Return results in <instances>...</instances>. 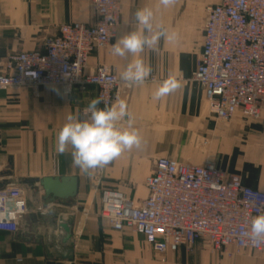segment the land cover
Listing matches in <instances>:
<instances>
[{
	"label": "crops",
	"instance_id": "obj_1",
	"mask_svg": "<svg viewBox=\"0 0 264 264\" xmlns=\"http://www.w3.org/2000/svg\"><path fill=\"white\" fill-rule=\"evenodd\" d=\"M221 0H175L164 8L159 0H121L122 19L117 39L136 27L133 14L143 7L154 12V26L162 23L175 33L161 40L158 52L141 54L152 73L142 85L120 79L128 59L109 50L94 53L89 70L107 65L117 70L122 85L116 100H124L141 136L139 148L124 151L103 168L83 173L71 156L55 150L56 135L70 113L83 115L97 97L91 87L66 95L59 87L9 89L0 93V189L15 185L26 194L27 213L16 233L0 231V264H264V254L215 256L205 243L192 251L181 247L168 253L166 263L130 230L113 231L100 218L101 193L118 190L139 206L147 197L146 179L158 159L203 165L212 162L229 175H239L246 188L264 193V110L259 121L238 114L231 122L217 121L201 85L191 82L202 54L206 9ZM0 60L21 52L43 51L46 41L62 25L93 24L91 0H0ZM169 75L181 83L176 91L154 100L153 93ZM126 126V121L121 125ZM48 178L78 179V195L70 200L46 196ZM68 225L72 242L64 246ZM72 251V259L65 258Z\"/></svg>",
	"mask_w": 264,
	"mask_h": 264
},
{
	"label": "built area",
	"instance_id": "obj_2",
	"mask_svg": "<svg viewBox=\"0 0 264 264\" xmlns=\"http://www.w3.org/2000/svg\"><path fill=\"white\" fill-rule=\"evenodd\" d=\"M94 23L62 25L43 51L21 52L0 60V93L59 87L66 95L91 87L104 104L115 103L122 81L117 70L99 65L89 70L91 56L109 50L122 19L121 0H91ZM204 43L191 82L204 90L217 121L238 114L259 121L264 110V0H221L206 9ZM1 17V9H0ZM148 197L139 205L112 189L101 193L100 218L113 231L130 230L166 263L168 253L207 244L215 256L264 254V242L247 236L252 217L264 211V193L246 188L239 175H229L212 162L193 165L158 159L146 179ZM27 213L23 189H0V231L16 233Z\"/></svg>",
	"mask_w": 264,
	"mask_h": 264
},
{
	"label": "clouds",
	"instance_id": "obj_3",
	"mask_svg": "<svg viewBox=\"0 0 264 264\" xmlns=\"http://www.w3.org/2000/svg\"><path fill=\"white\" fill-rule=\"evenodd\" d=\"M159 4L168 8L175 0H159ZM133 18L134 30L118 38L112 45L113 55L128 59L120 72V79L131 85L144 84L152 73L142 53L145 49L159 51L161 40L171 41L175 33H169L162 23L154 26V12L150 7L137 9ZM181 87L175 76L163 80L153 93L154 100H161ZM101 97L92 98L84 107L81 115L70 113L56 135L55 150L59 155L68 153L74 167L83 173L103 168L118 158L124 151L139 148L141 136L134 127L124 100H117L112 105L104 104ZM126 121V126L121 125ZM252 243L264 242V211L252 217L250 231L247 233Z\"/></svg>",
	"mask_w": 264,
	"mask_h": 264
},
{
	"label": "water",
	"instance_id": "obj_4",
	"mask_svg": "<svg viewBox=\"0 0 264 264\" xmlns=\"http://www.w3.org/2000/svg\"><path fill=\"white\" fill-rule=\"evenodd\" d=\"M78 179L76 178H48L42 182V187L46 196L54 199L70 200L78 195ZM65 236L63 239L64 246H68L72 242V232L68 225L62 226ZM72 251L67 252L65 258L71 257Z\"/></svg>",
	"mask_w": 264,
	"mask_h": 264
}]
</instances>
